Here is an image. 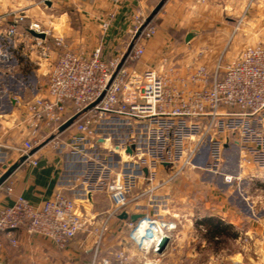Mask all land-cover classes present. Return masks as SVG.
Here are the masks:
<instances>
[{
    "label": "crops",
    "instance_id": "1",
    "mask_svg": "<svg viewBox=\"0 0 264 264\" xmlns=\"http://www.w3.org/2000/svg\"><path fill=\"white\" fill-rule=\"evenodd\" d=\"M49 1L51 5L45 3L43 7L39 0H0V153L8 155L6 171L16 165L0 186V207L11 203L18 195L41 204L59 191L69 197L74 192L84 191L87 199L91 193L88 201L102 213L109 207L106 184L99 189L81 184L78 191L75 190L77 172L71 170L72 164L86 160L83 151L43 143L33 153L37 165L22 163L20 148L30 135L28 130L16 125L19 116L16 99L45 95L48 73L59 51L55 44L57 37H62L67 47L79 54L90 56L95 49L101 48L105 60L121 56L132 41L137 16L148 18L161 0ZM20 14L24 16L21 32L9 41L7 31ZM152 21L158 22L159 29L145 41V53L140 61L133 63L140 70L154 68L163 72L175 65L182 72L199 66H206L213 72L218 63L224 67L236 60L247 46L264 44V0H165ZM31 22L46 25L50 33L44 39L33 36L26 29ZM103 22L109 23L106 30L102 28ZM179 32H184V36L180 37ZM189 32L195 35L187 42L185 38ZM43 45L49 47L48 58L43 55ZM250 124L253 127L248 130L250 134L246 141L235 146L241 148L244 143L245 148L248 146L254 148L253 152L264 153V118L257 117ZM123 129L129 132L118 137L112 145L110 132ZM143 133L145 130L138 122L120 118L106 121L99 127L97 142L95 139L87 141L91 143L90 147L107 149L121 161L126 159L123 153L127 154L124 162L133 163L117 172L124 173L132 182V196L156 186L154 195L146 194L131 204L130 214L157 211L170 219L176 217L179 223L197 222L200 227L205 219L220 232L210 231L211 237L227 234L238 239L242 231H248L245 234L252 240H264V212L257 219L248 214L255 208L262 211L264 208V182L258 181L264 179V164L254 162L240 166L245 179L251 174L256 176L255 200L248 204L249 187L246 186L243 193L224 182L222 173L216 168L188 166L177 173V168L170 164L157 167L154 162L156 168H150L153 162L144 155L141 158L146 159L141 163L135 155L143 145L137 137ZM251 140L253 147L249 144ZM131 144H135V148L129 153L127 147ZM232 145L225 147L228 149ZM242 153L248 158L255 156L247 154V149ZM138 162L145 166L143 172L136 170ZM153 170L154 178L150 180ZM100 171L106 173L105 180L114 174L106 166ZM7 186L13 187L11 196ZM129 220L120 217L110 220L102 255L118 249L131 250ZM232 231L235 236L230 235ZM14 237L17 245H13L6 235L3 237L0 264H90L96 240L94 233L79 234L67 248L60 249L51 240L29 235L22 229L14 232ZM170 244L171 240L165 254H168Z\"/></svg>",
    "mask_w": 264,
    "mask_h": 264
},
{
    "label": "built area",
    "instance_id": "2",
    "mask_svg": "<svg viewBox=\"0 0 264 264\" xmlns=\"http://www.w3.org/2000/svg\"><path fill=\"white\" fill-rule=\"evenodd\" d=\"M146 19L137 16L127 51L109 60L102 57L101 48L87 56L67 47L62 37L55 39L59 51L48 73L45 95L16 99L19 109L16 125L30 135L20 148L22 157H26L23 164L37 165L31 152L45 142L56 148L81 150L88 139L96 142L100 139L98 130L104 122L125 118L138 122L144 134L149 135L150 145L146 146V142L145 146L153 164L147 167L156 168L154 162L157 167L170 164L180 173L195 165L194 161L210 147L213 149L208 159L212 157L217 162L212 168L222 173L224 182L232 184L238 179L226 166L228 158L224 160L220 148L245 142L248 130L253 127L250 122L264 114V44L247 46L236 60L224 67L218 63L213 72L206 66L182 72L175 65L163 72L154 68L140 70L133 63L140 61L145 41L156 33L150 22L136 36ZM23 22L22 14L16 16L7 31L9 41L21 32ZM108 25L103 22L102 28L106 30ZM26 29L44 32L46 36L50 33L40 22H31ZM41 49L48 58L49 47L43 45ZM72 117L74 122L60 130ZM170 141L175 143L172 148L168 146ZM245 146L243 143L238 151L241 163L263 165L264 153L253 152L255 156L248 158L242 153L247 149ZM143 167L138 162L136 170L143 172ZM152 173L150 180L155 171ZM239 182L237 189L243 192L244 184ZM131 183L124 173H114L107 184L110 208L95 216L84 213L75 199L61 191L41 204H34L23 195L16 196L0 207V251L5 235L17 245L14 232L20 229L49 239L60 249L67 248L81 232L89 230L96 236L90 264H165L161 238L167 236L172 240L177 223L150 212L141 213L136 221H128L131 250L101 253L110 220L124 211L130 214L131 204L144 195H154L156 186L132 196ZM6 188L11 196L13 187Z\"/></svg>",
    "mask_w": 264,
    "mask_h": 264
},
{
    "label": "rangeland",
    "instance_id": "3",
    "mask_svg": "<svg viewBox=\"0 0 264 264\" xmlns=\"http://www.w3.org/2000/svg\"><path fill=\"white\" fill-rule=\"evenodd\" d=\"M39 1L42 3V6L45 7V2L43 0H39ZM152 22H153L152 25L156 28L157 31V29H159L158 22L157 21H152ZM171 33L175 34L177 32H171ZM179 33H180L179 34L180 37L184 36V32H179ZM261 118H264V114L261 116ZM141 128H143V126H141ZM128 132L129 130L127 131L125 129L120 130L119 132L116 131L110 132L112 133L111 144L114 145L117 142L116 140L118 139V137H122L123 134H126ZM147 134L143 133V135H139L137 137L138 141L143 143V145L139 146V150L138 153L135 155V158L141 159L139 160L141 163L144 161V159H146V157L149 159L151 158L149 151L146 150V146L150 145L148 139L149 135ZM154 141L156 142V140ZM146 142L148 145L145 144ZM249 142H250L249 144L252 146V143L254 141L251 140ZM190 143L191 142H189L188 144ZM84 144L89 146L88 149H86L85 147H84L85 149L81 148V151H83V154L86 156V160L84 159L83 163H77V164L73 163L72 164L73 167L71 166L72 167L71 170L77 172L76 173L77 180L75 185V190L77 191L79 187H81L80 186L81 184L82 185L85 184L96 189L101 188L104 184L107 185L111 181L112 177L105 180L106 173L100 171L102 166H106L110 172L117 173V170L119 168L129 167L130 166L129 163L132 162V161L124 162L128 158L126 156L127 154L123 153V155L125 156L124 158L126 159L121 161L118 160L117 158H114L115 156H112V153H110L107 149L101 148L100 150H97L96 147H90L91 143L89 142H85ZM174 144L175 143H172L170 141L168 146L172 148ZM233 145L228 149L222 146L220 148V152L224 157V160L228 158V162H226L227 164L226 166L232 169L235 177H238V179L234 180V182L230 185H234V187L238 188L237 183L240 180L241 183L244 184L243 193L245 187L248 186L249 188L247 187L248 189H247L246 199L249 200L247 202L248 204H250V200L254 201L255 200L254 196H256V192H255L257 188V186H255L257 184L256 176L251 174V176H249L248 179H245L243 177L244 173L241 172L242 169L240 168L242 164L241 163L242 160L240 161L238 155L239 147ZM246 148H247V154L253 156L254 148H248V146ZM212 149L210 147H206L203 151L202 156H200L197 160L194 161L196 164L189 166L209 169L217 165V162H214L212 157L208 159L209 156L208 154L210 153V151H212ZM216 149L219 150V148ZM103 154H107V156L105 157L103 156ZM5 155L6 154L0 153V174H3L6 171L5 167L8 165L6 161L8 155L7 157ZM143 155L146 157L142 159L141 156ZM178 164L179 162H177V165ZM68 165L70 166V163ZM257 178L260 177L258 176ZM258 181L264 182V179L261 178L258 179ZM89 189L91 190V188ZM71 197L76 200L78 205L81 206V208L84 210V213L93 216L97 215V213H100L97 212L95 207H93V204H91L89 201L86 200L88 196L84 191H78L76 194L74 192L71 195ZM108 201L110 207V200L108 199ZM105 203L106 202H104V204ZM159 209H161V207ZM204 211L206 210H201L200 212L206 213ZM263 212H264V208L263 211L262 209L255 208L253 212H249L248 214H251V216L257 219L262 215ZM152 213L158 216L159 215L162 216L161 213L157 211ZM162 217L167 218L165 216ZM98 219L99 218H97L96 222L99 221ZM172 220H174L177 223V229L175 231V235L173 239L171 240L169 252L168 254L164 255L163 262L165 264H220V263L264 264V240H258L256 238L252 240L250 236H247L245 234L248 233V231H242L243 234L241 238L238 239H234L233 237H230L227 234L226 235L222 234L219 235L218 237H213V236L211 237L210 227L212 226V224L206 221L205 219H203L204 222H202L201 227L198 226V224H196L197 222L193 224H187L185 222L179 223L176 217H174ZM232 233L234 232L232 231ZM80 234L86 236L89 234V230L81 232Z\"/></svg>",
    "mask_w": 264,
    "mask_h": 264
},
{
    "label": "water",
    "instance_id": "4",
    "mask_svg": "<svg viewBox=\"0 0 264 264\" xmlns=\"http://www.w3.org/2000/svg\"><path fill=\"white\" fill-rule=\"evenodd\" d=\"M46 4L51 5V2L49 0H44ZM165 0H161L158 5L156 6V8L154 9L153 13L146 19L145 23L140 27L138 33L136 34V36H138L142 30L151 22L154 14H156L160 8L163 6ZM29 32L37 37V38H45L46 34L44 32H37L33 29H29ZM195 35L194 32H189L186 36V41L189 42L193 36ZM133 47V43L129 46L128 48V52L132 49ZM128 52L125 54L122 63L124 62L125 58L127 57ZM75 117L70 118L65 124L62 125V127L60 128V130H64L67 127H69L73 122H74ZM46 143V142H45ZM135 148V144H131L130 146L127 147V152L132 153L133 149ZM37 149H34L31 153L33 154L34 151ZM26 159L25 156L21 157V161H24ZM16 167V165H14L13 167H11L10 169H8L1 177H0V186L3 184V182L7 179V177L10 175V173L13 171V169ZM89 198L91 199V193L89 194ZM141 213H135V214H129L128 212L124 211L119 217L122 219H127L130 218L132 221H136L139 217H141ZM169 243V238L167 236H163L161 238V242H160V248L161 250L165 249V247L167 246V244Z\"/></svg>",
    "mask_w": 264,
    "mask_h": 264
},
{
    "label": "trees",
    "instance_id": "5",
    "mask_svg": "<svg viewBox=\"0 0 264 264\" xmlns=\"http://www.w3.org/2000/svg\"><path fill=\"white\" fill-rule=\"evenodd\" d=\"M210 231L215 232L217 234H220L219 230L217 228H215L213 225H212V227H210ZM230 235L235 236V233H231Z\"/></svg>",
    "mask_w": 264,
    "mask_h": 264
}]
</instances>
